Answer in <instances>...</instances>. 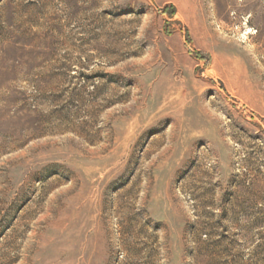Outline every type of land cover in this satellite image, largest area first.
<instances>
[{
	"label": "rangeland",
	"instance_id": "obj_1",
	"mask_svg": "<svg viewBox=\"0 0 264 264\" xmlns=\"http://www.w3.org/2000/svg\"><path fill=\"white\" fill-rule=\"evenodd\" d=\"M0 264H264V0H0Z\"/></svg>",
	"mask_w": 264,
	"mask_h": 264
}]
</instances>
